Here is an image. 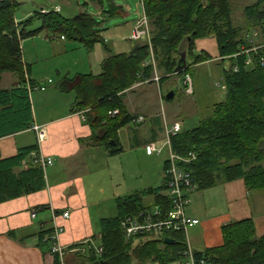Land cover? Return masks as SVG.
Instances as JSON below:
<instances>
[{
	"label": "trees",
	"instance_id": "trees-1",
	"mask_svg": "<svg viewBox=\"0 0 264 264\" xmlns=\"http://www.w3.org/2000/svg\"><path fill=\"white\" fill-rule=\"evenodd\" d=\"M108 2V9L103 0L98 2L101 15L107 16L108 20L125 12L124 6L113 0ZM140 3L142 17L148 20L149 39H131L134 43L131 50L117 54L107 45L106 29L92 13L83 12L71 19H65L54 11L36 13L25 21L17 22L20 4L15 0H0V80L6 73L16 77L11 87H0V140L31 130L35 125L32 92L27 87L26 76L32 86H39V83L32 81L31 66L23 60L22 42L39 36L44 30L60 33L61 39L82 44L88 53L97 45L105 48L108 55L101 64L100 74L64 77L56 87L62 93L76 94L70 112L82 113L91 128L92 135L81 139V145L103 148L112 157L124 152L120 130L129 125L142 126L146 122V116L132 114L128 109L124 102L127 93L136 84L154 83L156 69L161 73L160 85L174 75L189 76L191 68L211 60L206 51L195 54L196 41L214 38L222 61H229L223 67L225 100L216 103L212 116L191 130L167 136V130L174 123L166 126L162 147L153 141L146 144L145 149L154 144L162 149L160 154L153 153L157 156L163 155L164 148L169 152V147L179 157L188 158L195 154V160L189 164L178 162V165L191 172L198 190L239 179L245 180L249 190H264V66L261 64L264 42H257L264 37V0H256L246 7L247 34L235 24L229 0H140ZM39 20L42 26L30 30ZM54 34L52 37L55 39ZM187 45L188 67L176 74L180 48ZM164 100L168 101L166 97ZM116 111L118 114H114ZM140 116L145 118L144 122H137ZM160 130L163 129L151 133L153 139L159 137ZM138 140L135 138L134 144L143 146ZM34 152L40 153L38 144L21 149L9 159L1 160L0 156V204L46 189V171L50 166L45 169L34 164L31 157ZM28 159V167L19 171ZM170 167L168 155L161 187L116 199V216L100 221L103 251L98 255L89 250L90 264H168L185 259L188 243L184 231L173 236L176 244L166 245L164 238L151 236L128 240L122 228V221L140 210L167 206L165 192L170 181L167 171ZM148 196L153 197L152 205L144 203ZM52 231L53 228L40 234L41 243L49 247L51 255L47 236ZM222 232L223 246L193 253L197 264L201 261L205 264H264V236L256 237L251 220L226 225ZM53 256L54 264H62L58 255Z\"/></svg>",
	"mask_w": 264,
	"mask_h": 264
},
{
	"label": "crops",
	"instance_id": "crops-1",
	"mask_svg": "<svg viewBox=\"0 0 264 264\" xmlns=\"http://www.w3.org/2000/svg\"><path fill=\"white\" fill-rule=\"evenodd\" d=\"M134 28L135 26L132 31ZM205 41H196L195 54L202 51L210 54L211 51L203 44ZM110 47L117 54L125 52H117V49L122 48L118 43ZM76 50V55L82 53L79 44ZM83 51L81 63L74 59V73L64 71V74L58 65L54 66L53 70H57L61 76L71 78L78 74H100L101 64L108 55L105 48L97 45L90 53L84 49ZM22 55L23 60L31 66L32 81L47 85L40 93L48 92L53 80L34 76L33 66L41 57L34 59L23 50ZM211 55L216 57L217 52L216 55ZM95 71L97 73H93ZM3 80L4 75L0 83H3ZM75 100L76 94L72 96L71 93L53 89L45 95L43 106L38 113L32 100L34 123L44 131L41 143L32 130L0 140L1 160L12 158L21 149L38 144L41 154L52 158L54 162L46 171L45 190L0 204V264H54V256L50 254L49 247L41 243L40 234L56 224L63 228L59 240L67 250L62 264H90L89 250H94L98 255L102 253L100 250L103 251L100 221L116 216V199L119 196L125 195L126 192L133 194L138 191L135 186H128L126 179L122 185L118 182L112 165L113 158L103 148L81 145L80 140L89 138L92 131L82 113L70 112ZM149 131L150 136L141 137L147 139L140 140L144 148L146 144L161 139H153L152 134L157 131L155 128ZM29 164V159L24 161L19 171L26 169ZM196 192L193 201L189 197L190 204L186 210L190 218L200 221L197 226L189 228L186 232L188 246L193 252H204L223 246L222 229L231 223L251 220L256 237L264 236V190H249L245 180L239 179L194 193ZM35 210H38L37 217L33 219L31 214ZM56 211L60 216L54 221L53 214ZM63 212H69L70 217L62 218ZM186 263L185 259H181L168 264Z\"/></svg>",
	"mask_w": 264,
	"mask_h": 264
},
{
	"label": "rangeland",
	"instance_id": "rangeland-1",
	"mask_svg": "<svg viewBox=\"0 0 264 264\" xmlns=\"http://www.w3.org/2000/svg\"><path fill=\"white\" fill-rule=\"evenodd\" d=\"M15 1L20 3L16 16L17 22L25 21L36 13H41L43 9L47 10V12H57L65 19L74 18L83 12L92 13L102 22V27L106 29L104 34L108 37L107 43L109 44L107 45L113 46L115 43H118L119 46L122 47L117 49V52H129L131 50L134 43L131 42L129 36L137 21L143 16L140 0H113L117 5L124 6L125 12L109 20L107 16L103 17L101 15L102 12L98 4L100 0ZM229 1L231 2L235 24L244 31L246 30L244 34H247L248 27L245 9L254 4L256 0ZM103 3L105 8L108 9V0H103ZM105 17L107 19L106 21L104 20ZM41 26L42 21H36L30 30L38 29ZM53 34V32L44 30L39 36L22 42V50L25 54L32 55L34 59H37L39 56L41 57L33 66L34 76L45 78L46 80H53V84L49 86L48 92H32L33 105L37 113L43 106L45 95L53 89L56 90L58 82L64 78V76L58 74L57 70L53 69L58 65L63 72L70 71V73H74V59H77V61L81 63L80 59L84 54L83 49L86 50L82 44L76 41L61 40L60 33L54 34L56 40L51 39L53 38ZM125 36L127 38H123ZM205 40L203 44L211 51L210 54L208 53L211 60L207 61L210 63L194 66L188 72L193 83L192 95L187 93L188 86L185 84V80L188 76L186 77L185 75H174L166 79L162 85L157 81L151 84L139 83L132 88V91L127 93L124 102L128 109L132 114L146 116V122L138 127L129 125L119 132L124 152L110 157L113 158L112 165L117 180L118 182L120 181L121 185L126 179L128 186H135L138 191H142L149 188H159L164 183L163 167L165 160L168 159V149L164 148V153L161 156L153 155L152 152L145 149L144 146H137L134 144L135 138L141 141L146 140L150 136V129L155 128L158 130L162 128L163 130L158 131L160 132L159 138L161 139L157 141V146L162 147V139L165 136L166 126H170L173 123H180L183 131L191 130L197 127L201 121L212 116L213 106L216 103L225 100L226 91L224 86L223 67H226L229 61H222L223 58L220 55L218 44L214 38H207ZM140 41H142V39ZM260 41L264 42V37L257 39V42ZM78 44L80 48H82V53L76 55L74 52L77 51L76 47ZM215 50L217 55L216 52H213ZM211 54H215L216 57ZM93 73L97 72L95 71ZM64 74H66V72H64ZM154 76V79H160L161 73L156 69ZM15 81L16 77L12 73H6L4 74V80L3 83L0 84V87L9 88ZM44 85L47 88V85ZM172 91L175 92L174 99L171 101L164 100V97ZM71 94L75 96L74 92H71ZM41 99L42 102H40ZM155 116H158L160 122ZM156 121H158V123ZM196 194L197 192L190 195L192 201ZM126 195L129 194L126 192L123 196ZM144 203L146 205H152L153 197H145ZM147 239L148 238H144L143 240Z\"/></svg>",
	"mask_w": 264,
	"mask_h": 264
},
{
	"label": "built area",
	"instance_id": "built-area-1",
	"mask_svg": "<svg viewBox=\"0 0 264 264\" xmlns=\"http://www.w3.org/2000/svg\"><path fill=\"white\" fill-rule=\"evenodd\" d=\"M59 10V9H58ZM60 11V10H59ZM51 12V11H50ZM41 13L47 14V10H42ZM150 30L148 26V20L144 16L142 20L139 21L137 27L134 29L131 39L138 41L149 39ZM64 39V38H62ZM250 60L248 61V63ZM262 66H264V59H262ZM27 87L30 92L44 91L46 86H32L29 77L26 76ZM155 81H159L156 78ZM52 81L50 80L49 83ZM186 84L188 85L187 92L189 94L193 93V83L191 78L188 76L186 79ZM118 114V112H114ZM145 118L140 116L137 118V122H144ZM37 134L38 141L44 138V131L41 126L34 125L31 129ZM182 127L180 123H174L170 129L167 130V136L176 135L181 132ZM170 144L168 137L167 145ZM169 147V146H168ZM150 152L160 154L162 149L156 147L154 144L149 145ZM34 164L42 165L45 169L48 166L54 164L53 159L45 157L40 153L34 152L31 154ZM195 154H190V157L184 158L176 156L169 147V160L171 162V167L167 170L170 176V181L167 184V191L165 192L168 197V203L166 207L162 206H152L140 210L136 214L125 218L122 221V228L124 235L128 240L135 239L142 236H151L156 238H165L176 235L179 232H187L189 228L197 226L200 221L194 218H190L187 215V207L190 204V195L198 190V185H196L192 179L191 172L183 169L178 165V162L189 164L191 161L195 160ZM38 210L32 212L31 217L35 219L37 217ZM59 214L54 212V221L59 218ZM70 217L69 212H63L62 218L68 219ZM63 232V228L57 224L53 227L52 233L47 236V240L50 242L51 252L53 255H58L61 263H64L66 256V248L62 247L60 243V235ZM102 252V250H100ZM184 258L187 261L186 264H197L193 251L191 249L184 253ZM200 264H205L201 261Z\"/></svg>",
	"mask_w": 264,
	"mask_h": 264
},
{
	"label": "water",
	"instance_id": "water-1",
	"mask_svg": "<svg viewBox=\"0 0 264 264\" xmlns=\"http://www.w3.org/2000/svg\"><path fill=\"white\" fill-rule=\"evenodd\" d=\"M188 41L190 43L191 42V38H189ZM188 48H189V45H187L184 49L180 48L181 58H180V60L178 62V66H177L176 71H175L176 74L182 72L183 70H185L188 67V61H189L188 60ZM174 96H175V92L172 91V92H170V93H168L166 95V99L168 101H171V100L174 99ZM113 144L115 145L114 142H113ZM164 243L166 245H174V244L177 243V241L175 239H173V238H166L164 240Z\"/></svg>",
	"mask_w": 264,
	"mask_h": 264
},
{
	"label": "bare ground",
	"instance_id": "bare-ground-1",
	"mask_svg": "<svg viewBox=\"0 0 264 264\" xmlns=\"http://www.w3.org/2000/svg\"><path fill=\"white\" fill-rule=\"evenodd\" d=\"M165 238H171V237H165ZM165 238H164V239H165ZM189 249H190V247L188 246V250H189ZM193 253H194V252H193Z\"/></svg>",
	"mask_w": 264,
	"mask_h": 264
}]
</instances>
